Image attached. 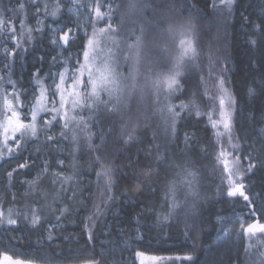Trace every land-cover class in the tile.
<instances>
[{
  "label": "trees",
  "instance_id": "obj_1",
  "mask_svg": "<svg viewBox=\"0 0 264 264\" xmlns=\"http://www.w3.org/2000/svg\"><path fill=\"white\" fill-rule=\"evenodd\" d=\"M60 1L0 0V45L21 33L0 76V257L108 264L105 242L117 237L133 253L178 258V264H264V232H245L244 224L235 232L238 219L264 224V0H233L231 8L227 0H137L135 9L115 0L105 12L111 19L102 21L95 5L87 39L73 48L70 85L80 70L87 80L85 65H110L108 48L118 53L117 46L135 45L134 34L144 27L151 28L147 41H167L163 53L148 48L140 65L118 63L115 75H130L122 92H101L99 100L76 107L68 95L58 110L42 109L35 135L4 140L3 121L21 119L38 82L46 87L63 65L46 51L45 38L47 24L62 18ZM108 23L116 31L101 34ZM183 25L189 34L183 42L195 52L184 56L174 90L155 96V82L171 70L167 58L181 57L175 32L184 33ZM219 82L234 100L232 130L247 201L226 193L224 145L206 117L208 92L215 96Z\"/></svg>",
  "mask_w": 264,
  "mask_h": 264
},
{
  "label": "rangeland",
  "instance_id": "obj_2",
  "mask_svg": "<svg viewBox=\"0 0 264 264\" xmlns=\"http://www.w3.org/2000/svg\"><path fill=\"white\" fill-rule=\"evenodd\" d=\"M115 0H105L103 3V9H106L104 12L109 10L110 5ZM226 0H222L221 4H225ZM103 0H61L60 1V8H61V14L62 18L54 24V23H48L46 27L45 32V38H46V44H48V48L46 51L51 55L59 56L63 61V65L59 66V68L52 72L51 74V80L47 84L46 87L41 86V83L38 82V89L36 91H32L29 94V101L26 104L25 111L20 115V117L17 118L16 121H13L11 124L9 123L8 119H5L3 123L1 124V130H2V137L4 140H9L14 138L19 132H14L13 129L16 126V122L20 121L25 124H29L32 122V112L34 109H37V118L35 121V124L38 122L39 115L42 111V109L47 106L48 110H58L61 108V95H63L64 99L67 98L68 95H70L71 92V85L69 80V74L71 73V69H73V48L75 45H77L80 39H87L88 37V26L92 17V13L94 12L95 5L102 4ZM98 3V4H97ZM185 26L183 25V32L184 33H177L175 32V41H176V47L177 50L174 52L177 53L178 56H181V54L184 52L185 44L181 43V41L186 42V39H188L189 34ZM143 32L140 30V32L134 34V37L136 39L137 36L141 37L142 43L139 45V57L134 58V54L136 53L137 49L133 47V49H130L129 47H119L118 53L116 51V48H108L110 49L111 53H114V58L112 59V63L110 64V67L118 74L117 71V65L118 63L121 64V62L126 61H134L137 65H140L141 61H145L146 57L149 56L148 48H157L160 50L159 52L163 53L164 50V43L167 44V41H159L156 37L151 38L150 42L147 41L145 38L147 35H149L148 27L142 28ZM220 31L222 27H219ZM187 31V33H186ZM65 33L68 34V41L65 43L61 37L65 35ZM160 34H165L163 30L159 31ZM161 36V37H162ZM166 36L168 37V34L166 32ZM170 36L172 37V31L170 33ZM13 38L11 39H4L5 45H0V76L3 75L4 71H8L9 68L8 62L11 61L10 59L14 55V50L17 48L18 41L21 40V33L19 31L15 32L12 35ZM7 38V37H6ZM55 41V42H54ZM10 43L8 45L7 43ZM136 43V42H135ZM159 43V46H154ZM180 43L181 45H178ZM7 44V45H6ZM173 46V45H172ZM172 46H168L167 48L171 51ZM22 49V48H21ZM130 49V50H129ZM174 49V46H173ZM132 50V51H131ZM142 50V51H141ZM145 50V52H143ZM24 51V49H22ZM131 51V52H129ZM147 51V52H146ZM122 52V53H121ZM160 53V54H161ZM188 54V53H187ZM142 55V56H141ZM133 56V57H132ZM165 58V57H164ZM166 59V58H165ZM171 57L167 58L171 65V70L163 73V76L161 79H163L164 76L170 75L173 71L176 70V61L172 62ZM178 59V58H176ZM40 60V59H39ZM107 60V59H106ZM105 60V61H106ZM3 62H6L2 64ZM107 62V61H106ZM139 62V63H137ZM167 62V61H166ZM17 61H15V64ZM183 63V62H182ZM181 63V65H182ZM109 64V63H108ZM180 65V66H181ZM104 66V65H103ZM102 64L99 66L98 64L96 67H93L94 74L97 68L103 69L104 67ZM87 68H91V64L87 65ZM20 68H18L19 70ZM132 69V68H131ZM134 69V65H133ZM39 69H36L34 73H38ZM64 73L65 80L63 83H61L60 74ZM132 74V73H131ZM166 74V75H165ZM134 75V74H133ZM130 75H126L129 77ZM117 80L119 81L120 87H125L129 82H126V79L119 77V75H116ZM60 85V88L57 89V85ZM145 86H148V94H154L151 90L153 87L149 82L145 83ZM156 89L155 96L160 95L159 92L161 90L164 93L169 92L168 89L164 85H160L159 87H154ZM48 91V93H47ZM137 91V90H136ZM84 92V90H83ZM53 93L55 95H53ZM209 96L206 98V101H209V104L207 105V112L206 117L209 121L208 125L212 127L213 129V135L215 140L220 141L222 145L221 153L223 157V175L222 180L223 184L226 190V193L228 194V191L235 185V184H243L242 179L244 178V172L242 167L240 166V161L238 158V152H239V146L237 143V139L233 135L232 130V118H233V111H234V100L233 97L228 90V88L225 86L223 82H219V85L217 87L215 96L212 95V93L208 92ZM157 94V95H156ZM72 96H70L71 98ZM154 97V96H153ZM223 101V104L221 103ZM225 123L229 124L228 128H225ZM7 129V131H5ZM28 135H32L31 131H28ZM24 134V135H25ZM61 166L62 164L59 163ZM236 196H240L237 194ZM249 214V212H248ZM238 226L236 227L235 232H238L241 225L244 224V231H246L248 225L250 224H260L255 223L254 221L238 219ZM251 234L259 233L261 232L259 230H256L254 232H250ZM105 245L107 246L106 249L102 252V256L108 260V264H178L179 259L178 258H157V257H151L147 255H138L136 252L133 253V250L131 248V245H128V242L123 240L120 241V238H113L109 241L105 242ZM0 264H50L49 262L44 263H34L29 261H24L18 258H4L0 257Z\"/></svg>",
  "mask_w": 264,
  "mask_h": 264
},
{
  "label": "snow or ice",
  "instance_id": "obj_3",
  "mask_svg": "<svg viewBox=\"0 0 264 264\" xmlns=\"http://www.w3.org/2000/svg\"><path fill=\"white\" fill-rule=\"evenodd\" d=\"M232 3H233V0H227L226 6L231 8ZM137 6H138L137 0H129V8L130 9H135V8H137ZM100 8H101V5L98 4L96 9H95V16H96L97 20L102 21L105 19L106 16H108L109 20H110L111 17L109 15V13L101 12ZM53 15H55V13H53ZM2 24H3V21L0 20V25H2ZM109 30L112 32L116 31V29L112 26L111 23H108L106 28H101L99 31L101 34H103ZM13 31H14V29H13ZM141 31L143 32V29H141ZM169 31H171V29H169ZM61 39H63L65 41V43H67L68 34L65 33V35L63 37H61ZM141 43H142L141 37L137 36L135 45H133V44L129 45L130 49L133 47H135L137 49L136 53L134 54V58L139 57V45ZM181 43L183 44L184 42L181 41ZM95 44H96L95 40L89 39L88 45L90 47H92L93 50L95 48ZM189 51H191L193 53L195 52V48L192 46L191 42H189L188 47L185 48L184 52L181 54V57L177 59L176 70L173 71L170 75L164 76L163 79H158L155 82L156 87H159L160 85H164L166 87V89H168L170 91L174 90V86H177L179 84L177 77L181 74L179 71L180 65L183 62L184 56H186ZM84 57H85V61H87L89 59V52L87 50L84 52ZM84 67H87V65H85ZM82 77H83V71L80 70V75L79 76L74 75L72 78V85H71L72 92L70 93V95L75 97V99H73V101H72L74 107L84 104L89 99L99 100L101 92H106L109 95V97H112L116 92H122L123 91V89L120 87L119 81L117 80V77L115 75L114 70L110 67V65L107 62L105 63L103 69L97 68L95 71V74L91 68H88V78L86 81ZM60 79H61V83H63L65 80L64 73L60 74ZM134 81H135V77H133L132 88H135ZM80 87H82L84 89V92L77 90ZM59 88H60V85L58 84L57 89H59ZM89 88H90V90H89ZM251 91L252 90L250 89L249 90L250 94H251ZM53 95H55V94H53ZM116 99L119 102L120 97L117 96ZM64 103H66V101H65L63 95H61L62 106ZM221 103L223 104V101H221ZM171 111H172V109L169 108V112H171ZM37 112H38L37 109L33 110L32 122L29 124H25L23 122L17 121L16 126L13 129V131L17 132V131L23 130L22 134H25L28 131H31V134L35 135L36 134L35 121L37 118ZM12 116L17 117V113L13 112ZM53 119H55V117H53ZM12 122H13L12 117H10L9 123L11 124ZM224 126H225V128H228L229 124L225 123ZM65 127H67V125H65ZM5 131H7V129H5ZM132 138H133L132 135H130L128 137L129 140H131ZM19 167L25 168V167H27V165L26 164H20ZM105 174L107 175V173H105ZM9 176H11V173H9ZM243 188H244L243 184H235L228 191V195L229 196H236L237 194H239L241 197H243V199L245 201H247L249 199V197L247 195H245ZM173 190L174 189H170V191H173ZM172 207L174 208V207H176V205L173 204ZM164 219L165 220L168 219V216H165ZM8 223L9 224H15L16 221L9 219ZM256 230H259L260 232H264V224H250V225H248V227L246 229V231H248V232H254ZM138 255H142V254L138 253ZM189 259H190V257H189Z\"/></svg>",
  "mask_w": 264,
  "mask_h": 264
}]
</instances>
